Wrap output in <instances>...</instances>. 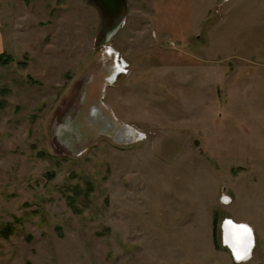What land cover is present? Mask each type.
<instances>
[{"label":"rangeland","instance_id":"obj_1","mask_svg":"<svg viewBox=\"0 0 264 264\" xmlns=\"http://www.w3.org/2000/svg\"><path fill=\"white\" fill-rule=\"evenodd\" d=\"M100 24L88 0H0V264H236L227 218L264 264V0Z\"/></svg>","mask_w":264,"mask_h":264},{"label":"water","instance_id":"obj_2","mask_svg":"<svg viewBox=\"0 0 264 264\" xmlns=\"http://www.w3.org/2000/svg\"><path fill=\"white\" fill-rule=\"evenodd\" d=\"M88 1L95 4L100 10L101 24H100V40H99V42L101 44L105 43L112 37V35H114L116 33V31L119 29L120 25L123 23V21L125 19V16H126V0H88ZM228 220H231V219L227 218V219L223 220V222H222V233H223L224 237L226 234L224 230L228 227V226L226 227L227 223L229 225ZM225 221H227L226 224H225ZM235 225L233 226V230L237 229V228L241 229V231L245 234V238H247V235H249L250 238L248 237V239H249L248 241L250 242V239L252 240L251 242H252V247H253L254 241H253V235H252L251 228L250 227H247V228L240 227V225H243L241 223H237ZM249 229H250V231H249ZM227 230H228L227 237L228 238H230L231 236L233 237V234H231L232 230H230V228H227ZM231 250H232V248H231ZM232 255H233V253H232Z\"/></svg>","mask_w":264,"mask_h":264},{"label":"bare ground","instance_id":"obj_3","mask_svg":"<svg viewBox=\"0 0 264 264\" xmlns=\"http://www.w3.org/2000/svg\"><path fill=\"white\" fill-rule=\"evenodd\" d=\"M110 53L112 54L113 52L110 51ZM114 59V58H113ZM109 60V58H108ZM112 60V59H111ZM114 62V61H113ZM112 62V63H113ZM108 63V62H107ZM111 64V63H110ZM106 65V64H105ZM104 67V66H103ZM102 68V67H101ZM112 73H110L109 75H106V82L110 83V82H114L116 79H117V76L119 73H125L124 70H123V66L122 64L119 63H115L114 62V68L112 67ZM91 92V91H90ZM88 92L87 93V98H91L94 96V93H90ZM104 104V103H103ZM105 105V104H104ZM92 113L96 114V111L95 110H92ZM91 113V114H92ZM114 116V115H113ZM126 126V125H125ZM126 130V129H124ZM128 130V131H127ZM126 130V134H129V133H132V132H135L132 128V126H130L129 128H127ZM123 131V129L120 128V131H119V134ZM138 131V130H137ZM129 132V133H128ZM139 132V131H138ZM225 198V197H224ZM229 222V225L227 223V221H225V224L227 223L226 227L227 228H230V230H232L231 234H233V237L231 236L230 238L227 237V228L224 230L225 231V237H224V244L225 246H228L229 249L231 250V252L233 253V256H234V260L236 262H244L248 259H250L252 257V240L250 239V242L248 241V237L249 235H247V238H245V234L241 231V229L237 228V229H234L233 230V226L237 223H241L243 225H246L247 227H250L248 224L246 223H243V222H235L234 220H228ZM236 226V225H235ZM247 227H243V228H247ZM251 228V227H250ZM227 230V231H226ZM252 230V229H251ZM249 232V231H248ZM247 233V232H246ZM230 234V235H231ZM252 235H253V232H252ZM250 238V237H249ZM254 238V237H253ZM254 241V239H253ZM238 252V253H237ZM237 253V254H236Z\"/></svg>","mask_w":264,"mask_h":264},{"label":"crops","instance_id":"obj_4","mask_svg":"<svg viewBox=\"0 0 264 264\" xmlns=\"http://www.w3.org/2000/svg\"><path fill=\"white\" fill-rule=\"evenodd\" d=\"M232 218V217H231ZM234 219V218H233ZM235 221H237V222H243V223H246V224H248L250 227H251V229H252V232H253V237L254 238H256L255 237V225H254V222H250V221H247V220H241V219H234ZM253 238V239H254ZM256 246V242H255V239H254V244H253V247H255ZM252 247V248H253ZM251 251H252V249H251ZM252 257H253V255H252ZM236 264H238V263H241V262H235Z\"/></svg>","mask_w":264,"mask_h":264},{"label":"built area","instance_id":"obj_5","mask_svg":"<svg viewBox=\"0 0 264 264\" xmlns=\"http://www.w3.org/2000/svg\"><path fill=\"white\" fill-rule=\"evenodd\" d=\"M117 63V62H116ZM124 67V66H123ZM129 133V132H128ZM133 133H138V137H139V139L138 140H140L141 138H143L142 137V133L141 132H132L131 134H133ZM129 136H131L130 134H129ZM137 140V141H138ZM225 197V198H224ZM222 201H224V202H226V203H228V202H230V196H226L225 194H222L221 195V198H220ZM223 202V203H224Z\"/></svg>","mask_w":264,"mask_h":264},{"label":"trees","instance_id":"obj_6","mask_svg":"<svg viewBox=\"0 0 264 264\" xmlns=\"http://www.w3.org/2000/svg\"><path fill=\"white\" fill-rule=\"evenodd\" d=\"M216 216H214V219H215ZM213 223L215 224V220H213ZM213 224V227L215 228V225Z\"/></svg>","mask_w":264,"mask_h":264},{"label":"snow or ice","instance_id":"obj_7","mask_svg":"<svg viewBox=\"0 0 264 264\" xmlns=\"http://www.w3.org/2000/svg\"><path fill=\"white\" fill-rule=\"evenodd\" d=\"M240 227H247L246 225H240ZM249 231H250V229H249Z\"/></svg>","mask_w":264,"mask_h":264},{"label":"flooded vegetation","instance_id":"obj_8","mask_svg":"<svg viewBox=\"0 0 264 264\" xmlns=\"http://www.w3.org/2000/svg\"><path fill=\"white\" fill-rule=\"evenodd\" d=\"M119 74H121V73H119ZM119 74H118V75H119Z\"/></svg>","mask_w":264,"mask_h":264}]
</instances>
